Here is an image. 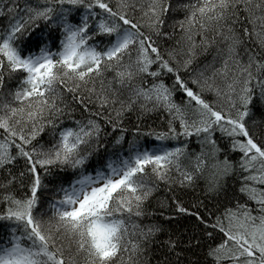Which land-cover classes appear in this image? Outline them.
<instances>
[{
    "label": "snow or ice",
    "instance_id": "6c2138e0",
    "mask_svg": "<svg viewBox=\"0 0 264 264\" xmlns=\"http://www.w3.org/2000/svg\"><path fill=\"white\" fill-rule=\"evenodd\" d=\"M153 259L264 264V0H0V264Z\"/></svg>",
    "mask_w": 264,
    "mask_h": 264
},
{
    "label": "trees",
    "instance_id": "16d2710c",
    "mask_svg": "<svg viewBox=\"0 0 264 264\" xmlns=\"http://www.w3.org/2000/svg\"><path fill=\"white\" fill-rule=\"evenodd\" d=\"M244 23H245V22L242 21L241 24L237 26V30H239L240 27H242ZM248 27H249V29H251V25H248ZM247 45H248L249 47L255 46V42L252 41V40H249V41L247 42ZM208 59H211V57L209 56ZM132 119L134 120V117H133ZM153 119H154L153 117H150L145 123L151 124ZM202 183H203V182L201 181V184H202ZM156 195L162 197V196L165 195V193L163 192V190H161V191L158 192ZM195 195H196L195 193L189 191V192L187 193V199H188L189 201H191L192 199L195 198ZM157 219H159V218L157 217ZM160 238L163 239V237H160ZM153 264H155V260H154V259H153Z\"/></svg>",
    "mask_w": 264,
    "mask_h": 264
}]
</instances>
